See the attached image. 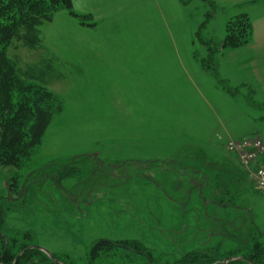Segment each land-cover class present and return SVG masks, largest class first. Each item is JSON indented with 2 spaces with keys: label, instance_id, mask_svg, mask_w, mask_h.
<instances>
[{
  "label": "rangeland",
  "instance_id": "1",
  "mask_svg": "<svg viewBox=\"0 0 264 264\" xmlns=\"http://www.w3.org/2000/svg\"><path fill=\"white\" fill-rule=\"evenodd\" d=\"M71 2L79 18L55 13L39 49H9L62 110L20 168L0 166L6 236L71 264L97 240L139 241L159 264L264 243V193L226 149L264 129V0ZM241 14L249 44L223 49Z\"/></svg>",
  "mask_w": 264,
  "mask_h": 264
},
{
  "label": "trees",
  "instance_id": "2",
  "mask_svg": "<svg viewBox=\"0 0 264 264\" xmlns=\"http://www.w3.org/2000/svg\"><path fill=\"white\" fill-rule=\"evenodd\" d=\"M60 10L79 18L72 10L71 0H0L1 167L20 168L29 159L33 148L40 144L53 118L62 110L57 97L45 86L31 84L23 79L26 74L19 68V61L16 58L11 59L8 54L13 42H19L23 48L39 49L41 41L38 38V27L45 22H51L54 14ZM88 18L83 16L81 20L87 21ZM250 36V21L246 14H241L227 21L221 46L223 49L246 46ZM261 138L264 142V129ZM75 174L72 168L66 167L56 178H68ZM7 190L10 200L14 195L21 199L25 194V187L18 188L13 180L7 184ZM3 205L11 206V201L0 199V264H13L20 253L16 264H54L38 248L6 236L3 228ZM30 236L26 233L23 237L31 239ZM119 250L131 263L159 264L151 251L136 240L93 242L88 253V264H94L102 257H113ZM236 252L222 256L214 251H198L186 254L173 264H264V243L252 242L241 256ZM54 258L58 262L71 264Z\"/></svg>",
  "mask_w": 264,
  "mask_h": 264
},
{
  "label": "built area",
  "instance_id": "3",
  "mask_svg": "<svg viewBox=\"0 0 264 264\" xmlns=\"http://www.w3.org/2000/svg\"><path fill=\"white\" fill-rule=\"evenodd\" d=\"M228 152L235 155L239 166L246 172L249 182L264 193V142L261 137L240 141L230 140L226 144Z\"/></svg>",
  "mask_w": 264,
  "mask_h": 264
},
{
  "label": "water",
  "instance_id": "4",
  "mask_svg": "<svg viewBox=\"0 0 264 264\" xmlns=\"http://www.w3.org/2000/svg\"><path fill=\"white\" fill-rule=\"evenodd\" d=\"M36 248H38V247H36ZM38 249L41 250L42 252H44V253L50 258V260H51L54 264H66V263L58 262V261L54 258V256H53L51 253H49L48 251H45V250L40 249V248H38ZM20 254H21V253H20ZM20 254L15 258L13 264H16V263H17Z\"/></svg>",
  "mask_w": 264,
  "mask_h": 264
}]
</instances>
